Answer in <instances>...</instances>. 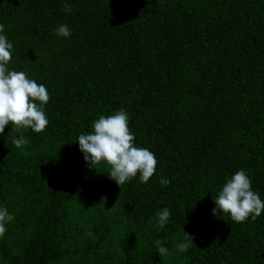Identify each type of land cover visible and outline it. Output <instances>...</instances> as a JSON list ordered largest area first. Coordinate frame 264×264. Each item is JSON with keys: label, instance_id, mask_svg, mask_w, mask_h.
<instances>
[{"label": "trees", "instance_id": "trees-1", "mask_svg": "<svg viewBox=\"0 0 264 264\" xmlns=\"http://www.w3.org/2000/svg\"><path fill=\"white\" fill-rule=\"evenodd\" d=\"M0 24L9 70L50 96L43 132L0 134V264H264V212L213 214L241 169L264 201V0H0ZM121 109L158 161L146 184L120 187L80 150Z\"/></svg>", "mask_w": 264, "mask_h": 264}, {"label": "clouds", "instance_id": "clouds-1", "mask_svg": "<svg viewBox=\"0 0 264 264\" xmlns=\"http://www.w3.org/2000/svg\"><path fill=\"white\" fill-rule=\"evenodd\" d=\"M64 11L70 12L71 7L66 4ZM3 32L4 25L0 24V33ZM55 34L69 37L71 33L67 25H60ZM12 48L13 44L5 35L0 34V134L4 133L9 124L12 131L18 133L27 129L41 133L49 123L45 114V106L50 100L49 93L43 84L29 79L25 72L9 70ZM92 127L91 133L78 137L80 150L89 165L95 169L100 164L108 165L109 177L120 187L138 173L140 182L148 183L156 172L158 161L155 154L147 148L135 146V137L129 129L126 112L121 109L113 115L100 116ZM26 143L27 140L22 136L12 141L16 148H21ZM160 183L166 187L170 181L162 178ZM214 203V215L221 218L222 214H227L236 223L245 222L249 217L256 220L264 212V201L253 191L252 182L242 169L222 186ZM169 217L168 208L157 213L158 230L164 228ZM13 220L14 216L9 214L7 208H0V237L7 231L6 224ZM190 239H193L191 235L185 233V242L180 243L177 250L187 251L191 247L188 242ZM155 245L161 257L168 254L162 241L156 240Z\"/></svg>", "mask_w": 264, "mask_h": 264}]
</instances>
